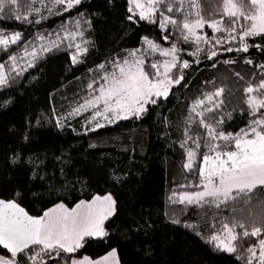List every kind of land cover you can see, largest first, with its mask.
<instances>
[{
  "label": "trees",
  "instance_id": "16d2710c",
  "mask_svg": "<svg viewBox=\"0 0 264 264\" xmlns=\"http://www.w3.org/2000/svg\"><path fill=\"white\" fill-rule=\"evenodd\" d=\"M256 10L251 0H156L143 17L130 0H0V200L32 217L95 195L114 202L102 236L72 251L36 243L17 264L112 249L119 264H264V184L178 200L203 188L205 157L264 133V33L248 34ZM196 21L194 37L186 25ZM143 39L175 52L168 95L91 130L75 109L114 65L138 52L155 78L162 56ZM226 230L231 251L215 240Z\"/></svg>",
  "mask_w": 264,
  "mask_h": 264
},
{
  "label": "rangeland",
  "instance_id": "374dc122",
  "mask_svg": "<svg viewBox=\"0 0 264 264\" xmlns=\"http://www.w3.org/2000/svg\"><path fill=\"white\" fill-rule=\"evenodd\" d=\"M155 1L130 0V4L132 9L141 16L149 17L155 11ZM233 8V3L229 1L226 14H234ZM202 26L201 22L196 21L187 24L186 28L189 34L196 37ZM261 29L264 30V19H257L255 26L250 29L248 34L256 33L257 30ZM142 43L147 48L152 49L153 52H157L162 56V59L155 63V78H149L144 72L142 59L138 52H132L127 59L114 65L111 71L104 74L103 81L93 95L75 109L76 116L87 115L86 123L91 130L111 125L118 120L138 116L148 102L155 100L159 96L165 97L168 95L172 85L170 72L176 64L175 52L173 49L160 48L148 39H143ZM75 47L78 53L81 52V42H77ZM4 77V69L0 68V81ZM263 139L258 138L255 142H250V146L247 145L248 147L244 148V151H246L243 155L244 158L247 160L249 156L251 157L249 166L253 167L255 163L254 167H256V176L253 180L248 178L249 184L262 182L264 174V142L259 141ZM190 160L189 158V162ZM232 168L235 169L234 171H238L235 166ZM250 169L249 172L253 171L252 168ZM210 172V168L205 166L204 178L202 177L203 188L196 192L182 193L178 196V200L181 202L199 201L218 193L226 195L230 189L236 188L234 185L230 188L219 189L220 179L218 177L212 179ZM92 199L88 209H83L84 206H88L87 201H81L69 215L72 217V221H68L67 226L70 227L71 231H75L76 235L93 234V236H98L96 234L103 231V220L109 218L114 212V202L110 194L95 195ZM232 237L231 231L226 230L223 234L216 235L215 240L225 251H231ZM103 257L109 264H119L118 256L114 249L104 254Z\"/></svg>",
  "mask_w": 264,
  "mask_h": 264
},
{
  "label": "crops",
  "instance_id": "0c3cea01",
  "mask_svg": "<svg viewBox=\"0 0 264 264\" xmlns=\"http://www.w3.org/2000/svg\"><path fill=\"white\" fill-rule=\"evenodd\" d=\"M251 1L256 5L257 9L253 18L252 27H254L257 19H264V0ZM256 33H264V30H257ZM258 138H264V133L256 134L251 138L238 140L235 148L231 151L215 152L205 157L201 163L200 169L202 177L204 178V167L207 166L211 171L210 177L212 179L217 177L220 179L219 189L225 187L230 188L235 185L236 188L230 189L231 191L234 189L251 188L256 185L264 184V174L262 182L258 184L248 183V178L253 180L256 176V167H254L255 163L253 167L249 166V161L251 160L250 156L247 160L243 156L246 152L244 151V148L248 147L247 145H249L250 142H255ZM259 142H264V139ZM233 166H235L238 171H234L235 169L232 168ZM240 167L242 168L237 169ZM250 168L253 169V171H251L253 173L249 172V170H251ZM216 195L221 194L218 193ZM91 200L87 201L88 206H84L83 209L86 210L89 208V204L92 202ZM79 203L72 207H66L63 204H56L43 212L42 215L32 217L14 202L0 200V245L10 253V257L0 254V264H17L14 259L15 254L36 243H40L44 247L50 249L60 248L72 251L81 243L84 237L102 236L104 230L99 232V234H96L98 236H93V234L82 236L81 234L76 235L75 231H71L70 227L67 226V222L72 221V217L69 215ZM104 222L105 220H103V224ZM259 246L261 249V255L264 259V239L259 242ZM103 256L104 255L96 259H90L85 256L74 258L70 261V264H109L103 259Z\"/></svg>",
  "mask_w": 264,
  "mask_h": 264
}]
</instances>
